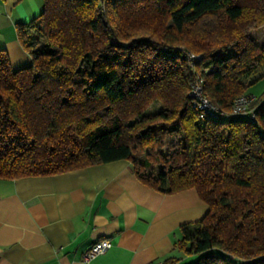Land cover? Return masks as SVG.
<instances>
[{
  "label": "trees",
  "instance_id": "16d2710c",
  "mask_svg": "<svg viewBox=\"0 0 264 264\" xmlns=\"http://www.w3.org/2000/svg\"><path fill=\"white\" fill-rule=\"evenodd\" d=\"M261 24L264 0H43L17 25L31 64L0 49V178L126 159L207 205L177 227L187 264H264V94L254 118L230 112L264 77ZM198 77L217 118L193 104Z\"/></svg>",
  "mask_w": 264,
  "mask_h": 264
},
{
  "label": "crops",
  "instance_id": "0c3cea01",
  "mask_svg": "<svg viewBox=\"0 0 264 264\" xmlns=\"http://www.w3.org/2000/svg\"><path fill=\"white\" fill-rule=\"evenodd\" d=\"M43 10V0H0V49L12 68L31 64L17 25ZM195 189L161 193L141 182L130 161L96 163L54 175L0 178V264H143L178 257L181 223L203 216ZM110 247L89 261L96 240Z\"/></svg>",
  "mask_w": 264,
  "mask_h": 264
},
{
  "label": "built area",
  "instance_id": "2783aa9c",
  "mask_svg": "<svg viewBox=\"0 0 264 264\" xmlns=\"http://www.w3.org/2000/svg\"><path fill=\"white\" fill-rule=\"evenodd\" d=\"M191 58L200 59L201 54H189ZM202 78L198 77L192 85L190 94L194 98V105L201 110L202 114H207L211 117L217 118L218 109L215 105L211 103V101L203 94L201 87ZM255 99V95L251 93H245L235 97L231 104V113L232 114H244L248 113L250 110L249 105ZM252 114V113H251ZM253 115V114H252ZM111 243L108 238H101L92 243L83 253V260L89 261L93 257L98 254L104 253L109 247ZM143 264H165L163 260H154L145 262Z\"/></svg>",
  "mask_w": 264,
  "mask_h": 264
},
{
  "label": "rangeland",
  "instance_id": "374dc122",
  "mask_svg": "<svg viewBox=\"0 0 264 264\" xmlns=\"http://www.w3.org/2000/svg\"><path fill=\"white\" fill-rule=\"evenodd\" d=\"M247 31H248L249 35L251 37L255 38L259 44H264V24L257 25V26L251 25L247 28ZM248 92L255 95V99L257 96L264 94V77L260 78L257 82H255L253 85H251L248 88ZM251 103H250V105H251ZM250 105H249L250 110L248 112L250 113V117L254 118V112H253V109L251 108ZM244 114H248V113H244ZM169 141H172V138H170ZM211 251L217 253V251L215 249H211L208 252H211ZM189 259H191V257ZM183 264H186V263L184 262Z\"/></svg>",
  "mask_w": 264,
  "mask_h": 264
}]
</instances>
